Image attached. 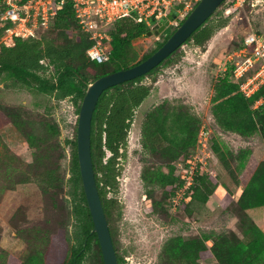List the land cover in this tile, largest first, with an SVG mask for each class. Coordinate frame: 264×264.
Listing matches in <instances>:
<instances>
[{"label": "trees", "instance_id": "16d2710c", "mask_svg": "<svg viewBox=\"0 0 264 264\" xmlns=\"http://www.w3.org/2000/svg\"><path fill=\"white\" fill-rule=\"evenodd\" d=\"M244 2L248 4L249 0ZM217 9L184 44L192 42L195 46H202L217 30L226 26L227 17L211 19L218 13ZM149 29L145 22L137 18L134 11H130L126 16L118 18L111 29L109 59L102 63L90 61L85 56V51L91 45V41L87 34L78 28L73 8L66 2L52 18L50 26L37 37L16 38L12 46L0 48V82L10 81L46 94L56 101L68 99L74 103L78 114L88 83L101 75L130 67L144 60L174 30L161 32L163 38L156 41L152 49L137 58L132 41L146 36ZM243 36L234 48L239 47ZM180 47L146 74L107 88L98 98L92 115L90 128L92 166L118 264H122L123 257L118 252L113 232L112 213L116 202L107 195L117 189V177L120 174L118 161L126 153L134 112L152 89L151 84L142 82V79L168 63L177 55ZM233 69V65L227 64L225 71H219L215 75L216 82L211 98L213 115L211 123L215 122L221 130L233 132L244 139L259 136L264 140V104L253 108L254 102L264 92V85L246 97L239 89V81L233 78ZM17 114V110L5 112L33 149V160L27 164L26 175L19 176L18 183L34 182L43 194L60 188L64 182V175L60 169V159L64 156L62 150L66 146L69 148L68 177L65 179L68 215L63 235L70 247L61 264H103L97 235L92 232L93 222L81 184L76 153V125L72 136L66 138L61 145L60 140L56 138L60 134L57 127L52 128L42 122V126L37 128L39 132L30 130L26 133ZM199 124L198 118L186 107L169 101H162L146 112L141 125L140 143L142 150L150 158L155 159V162H152V165H143L141 179L147 185L153 187L159 185L162 189L159 198L148 194L154 212H167L169 198L183 186L180 174H175L173 162L186 161L184 163L186 165L195 150ZM207 126L209 127L208 124ZM51 135L55 137L53 140ZM210 149L230 175L234 160L238 161V169L242 168L237 181L242 190L238 198L235 201L231 199L228 205L234 203L238 216L246 220V226L241 228L246 241L238 238L231 241L224 238L223 242H220L213 239L208 246L206 241L210 238L207 236L187 240L181 236H174L168 238L161 247L158 264H200L199 261L206 255L214 257L219 264H256L264 261V232L247 213V209L264 206V160L251 161L249 167L245 168L248 152L240 150L236 154L231 153L227 146L219 144L211 133ZM49 152L54 154L56 152L50 160ZM12 157L1 156L0 164L6 165V161L9 162ZM12 172L14 173V170ZM217 185V181L210 174H195L193 183L187 190L189 201L204 203ZM226 192V197L231 195V192ZM11 261L13 260L8 259L6 251L0 247V264H12ZM22 264H43V259L38 253L31 252Z\"/></svg>", "mask_w": 264, "mask_h": 264}, {"label": "rangeland", "instance_id": "374dc122", "mask_svg": "<svg viewBox=\"0 0 264 264\" xmlns=\"http://www.w3.org/2000/svg\"><path fill=\"white\" fill-rule=\"evenodd\" d=\"M217 10L218 13L211 19L227 17L226 26L217 30L202 46H195L192 42L183 44L168 63L142 79V82L150 83L152 89L134 112L126 153L118 161L120 174L117 189L107 195L116 202L112 224L118 252L123 257L122 264H158L161 247L174 236H181L184 240L207 236L210 238L206 241L208 246L213 239L220 242L224 238L246 241L241 228L247 222L238 216L234 203L228 205L231 199L235 201L238 198L242 190L237 184L242 171L237 167V160L232 164L230 175L216 154L209 151L206 158L200 152V157L206 163L203 162L204 167L196 174L208 173L218 185L204 203L190 202L187 194L189 188L185 191L178 189L168 200L167 212L152 210L148 194L159 198L162 189L159 185H147L141 179L143 165L155 162L141 147L142 121L146 112L162 101L186 107L198 118L199 126L208 124L215 140L227 146L231 153L236 154L240 150L248 152L245 168L249 167L251 161L264 160V140L261 137L244 139L233 132L221 130L215 122L211 123V98L218 66L238 44L241 36L251 28H264V0H249L248 4L227 0ZM170 29L175 28L170 26L165 31ZM162 38L163 34L134 39L132 46L137 58ZM75 108L68 99L56 101L46 94L10 81L0 82V157L13 156L9 162L6 161V165L0 164V247L6 251L8 259L13 260L12 264H22L31 252L38 253L43 264H61L69 253L70 244L63 235L68 215L65 179L68 177L69 148L66 146L62 150L64 156L60 159V169L64 175L62 188L43 194L34 182L18 183L19 176L26 175L27 164L33 160V149L5 112L17 110V117L23 122L26 133L30 130L39 132L37 128L42 126V122L52 128L57 127L60 134L56 138L63 145L75 129ZM51 137L52 140L55 138L54 135ZM55 154L49 152V160ZM185 162H173L175 174H181ZM226 191L231 195L226 197ZM263 210L261 206L255 212ZM199 263L219 264L214 257L207 255ZM256 264H264V261Z\"/></svg>", "mask_w": 264, "mask_h": 264}, {"label": "built area", "instance_id": "2783aa9c", "mask_svg": "<svg viewBox=\"0 0 264 264\" xmlns=\"http://www.w3.org/2000/svg\"><path fill=\"white\" fill-rule=\"evenodd\" d=\"M199 0H0V45L12 46L16 38L37 37L46 30L52 18L69 2L73 8L78 28L87 34L91 45L85 56L90 61L105 62L111 54V29L116 20L134 11L137 18L149 28L169 19L172 11L176 16L169 20V26H178ZM240 4L244 0H238ZM168 26V27H169ZM148 37V36H144ZM227 64L234 66L233 78L239 81V89L246 97L251 96L264 85V28H251L232 49L217 72L225 71ZM216 72V73H217ZM264 104V92L254 102L253 108ZM210 128L202 124L193 154L181 168L183 180L181 191L193 183L194 175L206 163L200 152L208 158L210 149ZM207 153V155H206ZM204 162V163H203Z\"/></svg>", "mask_w": 264, "mask_h": 264}, {"label": "water", "instance_id": "95a60500", "mask_svg": "<svg viewBox=\"0 0 264 264\" xmlns=\"http://www.w3.org/2000/svg\"><path fill=\"white\" fill-rule=\"evenodd\" d=\"M224 2V3H223ZM227 0H199L181 23L175 27L167 39L147 58L124 69L101 75L88 83L80 102L76 122V153L87 207L93 222L92 232H95L100 246L103 264H118L113 246L109 225L104 214L102 203L96 186L91 160L90 128L92 115L100 95L109 87L144 75L177 48L182 46L191 34L201 26ZM176 16L170 13L169 19L154 24L146 36L158 35L169 26V20Z\"/></svg>", "mask_w": 264, "mask_h": 264}, {"label": "crops", "instance_id": "0c3cea01", "mask_svg": "<svg viewBox=\"0 0 264 264\" xmlns=\"http://www.w3.org/2000/svg\"><path fill=\"white\" fill-rule=\"evenodd\" d=\"M261 207V206H259ZM264 208V206H262ZM258 207L247 209L248 215L255 222V224L264 232V210L262 212H255ZM254 211V215L251 212Z\"/></svg>", "mask_w": 264, "mask_h": 264}, {"label": "flooded vegetation", "instance_id": "af4514ba", "mask_svg": "<svg viewBox=\"0 0 264 264\" xmlns=\"http://www.w3.org/2000/svg\"><path fill=\"white\" fill-rule=\"evenodd\" d=\"M159 35V34H158ZM154 36H157V35H154Z\"/></svg>", "mask_w": 264, "mask_h": 264}]
</instances>
